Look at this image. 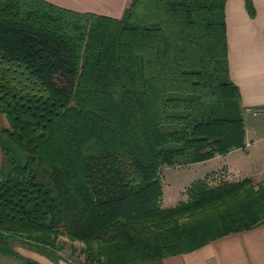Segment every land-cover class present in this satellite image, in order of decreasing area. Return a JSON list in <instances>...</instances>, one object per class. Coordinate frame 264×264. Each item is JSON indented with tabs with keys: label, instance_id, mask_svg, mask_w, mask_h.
<instances>
[{
	"label": "trees",
	"instance_id": "16d2710c",
	"mask_svg": "<svg viewBox=\"0 0 264 264\" xmlns=\"http://www.w3.org/2000/svg\"><path fill=\"white\" fill-rule=\"evenodd\" d=\"M226 1L132 0L113 19L0 0V255L58 263L66 238L85 264H166L264 223L251 178L161 207L163 168L245 145Z\"/></svg>",
	"mask_w": 264,
	"mask_h": 264
},
{
	"label": "crops",
	"instance_id": "0c3cea01",
	"mask_svg": "<svg viewBox=\"0 0 264 264\" xmlns=\"http://www.w3.org/2000/svg\"><path fill=\"white\" fill-rule=\"evenodd\" d=\"M62 9L121 19L132 0H44ZM227 0L224 8L229 73L239 88L242 107H264V0ZM264 141V139H262ZM2 152L0 149V169ZM15 250L40 264H56L47 257ZM59 264H70L59 262ZM166 264H264V223L234 233L183 254Z\"/></svg>",
	"mask_w": 264,
	"mask_h": 264
},
{
	"label": "rangeland",
	"instance_id": "374dc122",
	"mask_svg": "<svg viewBox=\"0 0 264 264\" xmlns=\"http://www.w3.org/2000/svg\"><path fill=\"white\" fill-rule=\"evenodd\" d=\"M243 117L246 129L243 148L235 149L227 155L216 156L207 162L162 169L160 175L163 190L162 208H173L182 201H188L192 187L198 182L216 186L225 181L238 182L251 178L256 186L264 183V141H262L264 139V115H252L244 110ZM61 241L66 242L67 245L60 252L59 262L85 264L84 255L80 252L82 244L72 243L66 238H61ZM15 248L42 255L20 242L15 244ZM73 249L76 251L74 252ZM0 264L21 263L0 255Z\"/></svg>",
	"mask_w": 264,
	"mask_h": 264
},
{
	"label": "built area",
	"instance_id": "2783aa9c",
	"mask_svg": "<svg viewBox=\"0 0 264 264\" xmlns=\"http://www.w3.org/2000/svg\"><path fill=\"white\" fill-rule=\"evenodd\" d=\"M252 115H264V107L262 108H251L247 110Z\"/></svg>",
	"mask_w": 264,
	"mask_h": 264
}]
</instances>
